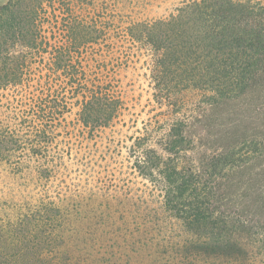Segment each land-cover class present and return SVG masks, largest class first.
<instances>
[{"label":"trees","instance_id":"16d2710c","mask_svg":"<svg viewBox=\"0 0 264 264\" xmlns=\"http://www.w3.org/2000/svg\"><path fill=\"white\" fill-rule=\"evenodd\" d=\"M0 264H264V0L0 4Z\"/></svg>","mask_w":264,"mask_h":264},{"label":"rangeland","instance_id":"374dc122","mask_svg":"<svg viewBox=\"0 0 264 264\" xmlns=\"http://www.w3.org/2000/svg\"><path fill=\"white\" fill-rule=\"evenodd\" d=\"M6 1L0 0V4ZM138 64V67L131 68L127 73V77H125L128 110H126L124 116L120 118V121L114 127H109L105 132L100 133L99 145L101 149H104L105 143L106 145L111 143L110 139L114 140V143L122 139L125 141L126 137L128 139L129 135L133 132L139 133L144 119L151 114L149 110L152 107L150 104L152 89L148 77L149 73L146 67H142L141 63ZM75 129V132L78 134L79 128L76 127ZM116 165L117 163L115 162L113 165L111 164V166Z\"/></svg>","mask_w":264,"mask_h":264}]
</instances>
